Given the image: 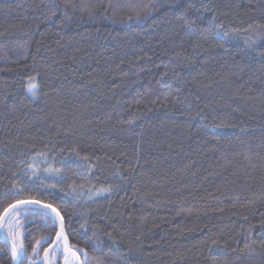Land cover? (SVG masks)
I'll return each mask as SVG.
<instances>
[{
  "label": "trees",
  "instance_id": "16d2710c",
  "mask_svg": "<svg viewBox=\"0 0 264 264\" xmlns=\"http://www.w3.org/2000/svg\"><path fill=\"white\" fill-rule=\"evenodd\" d=\"M149 2L0 0V210L18 182L89 264H264V0ZM38 153L67 161L56 189L25 175ZM21 220L41 255L58 226Z\"/></svg>",
  "mask_w": 264,
  "mask_h": 264
},
{
  "label": "snow or ice",
  "instance_id": "6c2138e0",
  "mask_svg": "<svg viewBox=\"0 0 264 264\" xmlns=\"http://www.w3.org/2000/svg\"><path fill=\"white\" fill-rule=\"evenodd\" d=\"M165 2L167 3V0H165ZM173 3L176 6H181L182 0H173ZM158 6L159 5L155 2V0H150L149 3L143 4L141 7L143 8L145 15L147 16L151 15L152 10ZM52 7H57L55 0H52ZM54 14L55 13H53V15ZM140 18V13L137 12L136 19L139 20ZM128 19L129 21H131L132 17L129 16ZM189 27H191V25H189ZM214 27L216 28V35L218 38L225 39L230 35L229 32L223 30V25L214 24ZM232 32L236 33L237 30L233 29ZM247 46L250 48H254L256 46V41L249 38L247 41ZM260 55L264 56V51H262ZM28 88L29 91H31L32 94L35 95V84L30 81ZM213 127H227V125H213ZM37 157H39V159L43 162H47L48 160V157L44 153H38ZM37 157L32 158L33 163H30L28 165L29 171L25 173V175L29 177L31 183H41L45 179H56L58 177L61 180L63 179L61 169L59 168L52 167L51 165L44 169L36 168L35 161L37 160ZM60 163L62 165H65L67 161L62 160L60 161ZM50 187L54 188L55 185H50ZM10 191L13 192L16 199L12 203H9L6 207H3L2 210H0V240L9 242L11 245L10 251L12 253V264H17V257H22L25 255L22 234L20 231L24 228V223L22 222L21 217H23L25 221L31 222V219L37 216L42 217L45 223L50 221L53 228L57 227V221L59 220L58 226L60 228V231L55 233L56 240L59 241V243L54 249L53 259H55L56 253H60L63 255L65 264H89V261L92 260V258L88 256V253L85 250L76 248L69 243L68 236L64 233L63 230L64 218L60 214V212L52 206V204L45 203L31 196H27L25 194L24 188L21 187L18 182L13 183L12 189H10ZM110 191L111 188H102L97 190L94 195L101 196L103 193ZM43 239L46 242L49 241V237H44ZM35 243L36 247L32 249V252L34 255L38 256L39 252L37 251V249L40 246V241H36ZM104 243L105 242L103 241H94L93 247L99 248ZM213 243L215 244L216 242L213 241ZM113 249L119 251V245H117L114 241L109 247L110 251H112ZM81 255H83L84 257L83 260H81L80 258ZM48 257L49 252L46 249L44 251V259L47 260ZM32 264H36V261H32ZM94 264H99V262L96 261L94 262Z\"/></svg>",
  "mask_w": 264,
  "mask_h": 264
},
{
  "label": "rangeland",
  "instance_id": "374dc122",
  "mask_svg": "<svg viewBox=\"0 0 264 264\" xmlns=\"http://www.w3.org/2000/svg\"><path fill=\"white\" fill-rule=\"evenodd\" d=\"M44 154H46V153H44ZM46 156L48 157V160H47V162H43V161H41L40 159H39V157H37V154H35L33 157H37V160L35 161V166H36V168H38V169H44V168H46V167H48L49 165H51L52 167H55V168H59L60 169V166H61V164H58L57 162L58 161H56V158L55 157H53V155H50V154H46ZM32 157V158H33ZM32 158H31V160H30V162H29V164L30 163H33V160H32ZM28 164V165H29ZM28 165H27V167H26V172H28L29 171V169H28ZM59 178V177H58ZM57 179V178H56ZM51 181L52 182H54L55 181V179H45V180H43L42 181V183H44V184H47V185H54V184H51ZM51 188V187H50ZM53 188V187H52ZM51 188V189H52ZM54 189H56V188H54ZM99 189H102V188H99ZM99 189H97V190H99ZM97 190H93L92 188H89L88 190H77L76 191V195L79 197V199L80 200H83V199H86V198H89V197H91V198H94V197H98V196H96V195H94V193L97 191ZM108 192H105V193H103L101 196H104V195H106ZM91 198H89V199H91Z\"/></svg>",
  "mask_w": 264,
  "mask_h": 264
},
{
  "label": "flooded vegetation",
  "instance_id": "af4514ba",
  "mask_svg": "<svg viewBox=\"0 0 264 264\" xmlns=\"http://www.w3.org/2000/svg\"><path fill=\"white\" fill-rule=\"evenodd\" d=\"M54 240V239H53ZM53 242V241H52ZM51 242V243H52ZM50 243V244H51ZM71 245H73L74 246V244L73 243H71V242H69ZM50 244L49 245H47V247L44 249V251L50 246ZM56 247V246H55ZM55 247L52 249V251H51V255H50V264H57V261H59V262H61L62 261V264H65V261H64V259H63V255L62 254H60V253H56L55 254V259H53V253H54V249H55ZM75 247V246H74ZM10 250V249H9ZM44 251L42 252V254L41 255H34L33 253H30V255H26V253H25V255L23 256V257H41V258H39V261H41L43 264H44V262H45V259H44ZM12 254V253H11ZM83 256H81L80 258H81V260H83V258H82Z\"/></svg>",
  "mask_w": 264,
  "mask_h": 264
},
{
  "label": "water",
  "instance_id": "95a60500",
  "mask_svg": "<svg viewBox=\"0 0 264 264\" xmlns=\"http://www.w3.org/2000/svg\"><path fill=\"white\" fill-rule=\"evenodd\" d=\"M46 203V202H45ZM54 208H56L54 205H52ZM57 209V208H56ZM57 211H59L58 209H57ZM60 212V211H59ZM60 214H61V212H60ZM62 215V214H61ZM59 225V220L57 221V226ZM63 230H64V233L67 235V233H66V227H65V221H64V219H63ZM58 231H60V228H59V226H58V230H57V232ZM4 243H6L7 245H8V247H9V249H10V247H11V245H10V243L9 242H6V241H4V240H2ZM59 243V241H57L56 240V236H55V238H54V240H53V242L50 244V246L47 248V250H48V252H49V257H48V259L47 260H45V262H44V264H50L51 262H50V255H51V251H52V249L57 245ZM20 263V257H17V264H19Z\"/></svg>",
  "mask_w": 264,
  "mask_h": 264
}]
</instances>
